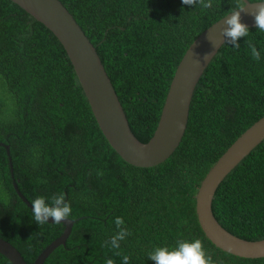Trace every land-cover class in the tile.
<instances>
[{"label":"trees","instance_id":"trees-1","mask_svg":"<svg viewBox=\"0 0 264 264\" xmlns=\"http://www.w3.org/2000/svg\"><path fill=\"white\" fill-rule=\"evenodd\" d=\"M110 76L131 130L153 136L171 80L191 43L243 0H60ZM239 49L224 42L195 86L185 134L164 161L134 166L105 138L79 76L54 34L11 0H0V238L32 263L64 231L38 225L26 199L63 191L74 221L44 264H155L158 246L200 239L213 264H264L207 238L196 213L201 181L264 116V32L250 27ZM253 48L261 53L259 61ZM9 147L10 155L7 154ZM11 165L13 174L11 172ZM217 221L247 240L264 239V139L219 184ZM117 217L129 235L111 247ZM0 264H12L0 253Z\"/></svg>","mask_w":264,"mask_h":264},{"label":"water","instance_id":"water-1","mask_svg":"<svg viewBox=\"0 0 264 264\" xmlns=\"http://www.w3.org/2000/svg\"><path fill=\"white\" fill-rule=\"evenodd\" d=\"M11 1L46 26L64 47L100 129L123 160L134 166L150 167L171 155L185 134L197 81L225 42L222 36L224 17L205 29L188 47L171 80L157 128L149 141L141 142L131 130L95 46L65 5L60 0ZM241 18L249 27L256 24L251 6L242 11ZM210 39L217 42L215 48L210 44ZM263 139L264 116L244 131L220 156L201 181L196 193V213L207 238L220 249L239 257H264V239L247 240L229 232L215 218L212 202L225 176ZM6 148L10 155L9 147ZM11 172L13 174L12 165ZM14 187L31 208L32 205L16 183ZM49 222H52V218H49ZM60 223L65 225L63 233L46 246L32 263L25 261L21 252L3 238H0V253L12 264H44L56 247L65 244L74 221L66 219Z\"/></svg>","mask_w":264,"mask_h":264},{"label":"clouds","instance_id":"clouds-1","mask_svg":"<svg viewBox=\"0 0 264 264\" xmlns=\"http://www.w3.org/2000/svg\"><path fill=\"white\" fill-rule=\"evenodd\" d=\"M200 3L203 8H208L210 5L204 0H182L183 5L194 6ZM248 6L252 8V15L255 17L256 29L264 32V0H246V2L237 3L235 10L224 16V28L222 36L224 40L230 43L234 48L239 49L240 38L248 37L250 27L242 21L241 14ZM213 48L217 42L209 40ZM253 56L257 61L261 58V53L253 48ZM32 216L38 225L49 223V218L52 222L60 223L71 217L73 209L66 200V194L61 191L51 196H38L31 203ZM124 219L117 217L115 224L117 228L124 225ZM129 233L121 228L111 239V247L113 249L120 248V241L124 240ZM148 259L154 261L155 264H213L212 257L207 254L203 243L200 239L179 240L175 246H158L155 247L149 254ZM108 264H113L112 260H108ZM123 264H129V258L123 257Z\"/></svg>","mask_w":264,"mask_h":264}]
</instances>
